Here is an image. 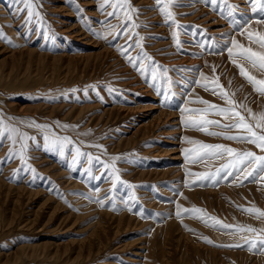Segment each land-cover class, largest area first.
Returning <instances> with one entry per match:
<instances>
[{
  "label": "rangeland",
  "instance_id": "1",
  "mask_svg": "<svg viewBox=\"0 0 264 264\" xmlns=\"http://www.w3.org/2000/svg\"><path fill=\"white\" fill-rule=\"evenodd\" d=\"M129 2L138 10L132 15L139 25L129 31L145 38L143 52L168 69L173 81L175 96L167 105L150 86L151 62L145 60L146 81L117 50L126 45V38H113L110 25L118 29L123 12L119 18L109 17L113 9L103 6L104 0H36L42 24L35 19L26 23V12L17 11L23 5L15 0H0V29L12 41L0 40V113L32 137L26 164L18 157L7 158L11 141L0 143V264H264V252L217 246L243 244L242 237L254 234H229L190 215H175L178 203L204 209L224 224L264 228V221L240 210L264 211V181L241 184V176L193 184L197 177L189 172H214L230 158L193 163L185 150L197 147L188 141H199L264 153L244 141L185 127L180 111L207 107L192 102L199 99L229 107L200 86H214L216 77L245 105L240 109L245 115L247 108L264 111V96L240 76L225 50L232 37L260 50L235 30L233 19L238 25L251 21L248 31L264 32V24L255 22L259 17L247 0H228L238 6L231 18H224L210 0H176L179 6L170 8L175 24L166 22L155 0ZM129 52L135 57L141 49ZM218 52L222 54H214ZM239 63L264 78L245 61ZM157 84L168 87L162 81ZM207 118L230 122L212 114ZM21 120L49 128L28 127ZM209 131L222 129L209 126ZM57 137L71 141L63 155L50 144ZM75 148L90 154L91 164L87 155L74 163ZM112 157L120 158L115 167L123 182L115 188L100 163L112 164ZM97 199H103L104 206ZM113 203L118 211L111 210Z\"/></svg>",
  "mask_w": 264,
  "mask_h": 264
},
{
  "label": "snow or ice",
  "instance_id": "2",
  "mask_svg": "<svg viewBox=\"0 0 264 264\" xmlns=\"http://www.w3.org/2000/svg\"><path fill=\"white\" fill-rule=\"evenodd\" d=\"M156 5L161 14L164 15L166 22L172 21L175 22L174 13L170 11V8L174 6H179L176 3V0H155ZM205 2H209V0H205ZM15 3L19 5H23V7L18 8L19 12H26V23H31L34 19L39 23H43V18L37 8L36 0H15ZM213 8H219L221 15L224 18H231L234 16L236 7L228 2V0H210ZM251 7V12L257 15L259 18L256 19L257 24H264V0H247ZM103 6L112 7L113 11L108 12L107 15L109 17H117L119 18L120 13L123 12L124 23L119 26L117 29L116 26L110 25L111 28L114 29L112 35L113 38H117L120 36H124L126 38V45L119 46L117 50L120 52L122 56L125 57L127 62L132 65L134 69L140 72V74L147 81L149 79V65L145 63V60L150 61L152 67L150 69V77L151 84L157 95H163V103L167 105L168 101L175 96V93L172 91L173 81L170 77H168V69L163 68V66L156 64L152 61V58L148 56L147 53L143 52L142 41L145 39L144 37L139 36L138 32L129 31V27L132 29L138 28L137 25L133 21L132 13L137 12L138 10L133 8L129 2V0H104ZM102 6V7H103ZM226 12V16H225ZM251 21H245L243 24H237V21L234 19L232 23L234 25L235 30L240 32V34H244L247 36L250 44H255L258 46L260 50H254L251 46H244L239 43L235 37L230 39V43L226 41V48L228 57L230 61L238 68L239 74L243 77L249 84L252 85L253 90L264 96V78H258L256 75L251 74L245 67L244 64L239 63V61H245L252 69L257 70L261 74H264V32L260 31H248V27ZM180 27V25H176ZM99 36V34H95ZM175 38V34H174ZM0 40L6 41L9 44H12L11 39H9L6 34L0 29ZM177 46H179V40H176ZM115 46V45H113ZM203 47V45L201 46ZM132 48H140L141 54L133 57L129 49ZM235 50V51H234ZM214 54H222V53H214ZM212 71L215 73L216 68L212 66ZM201 76L204 77V74L201 73ZM204 79H208L204 77ZM157 81H162L168 84L167 88H161ZM195 84H200V81L197 80L194 82ZM212 87L208 83L200 85L205 88V90H211L213 95H218L222 100L225 101L229 107H223L220 105H216L204 99H199L196 101H192L193 103H199L203 105H207L204 108H181L182 112V123L185 127L195 128L196 130L202 131L210 136H221L226 140L231 141H244L254 145L261 153H264V111L260 113H255L252 109L247 108V115L244 114L240 109L245 108L243 103L238 104L235 99L232 97L234 93H229L226 91L219 83V78L216 77L212 82ZM75 91V90H73ZM111 91V89H109ZM187 113V117L185 118L183 114ZM217 115L224 119L229 120V123H221L220 120L208 119V115ZM15 118L9 117L8 120H14ZM20 124H27L28 127H35L38 129L48 130V125H40L35 121L25 122L23 120L19 121ZM209 126H214L222 129V131H209ZM63 127L67 128L68 125H64ZM233 130H237L239 133L243 134H235L229 135L228 132ZM5 139L11 141L12 147L9 149L8 157L19 158L21 163H27L28 157L26 156V152L28 149V141L32 139L26 132H22L20 127L15 124H10L5 121L2 113H0V143H2ZM44 140L49 142V136L45 135ZM189 143L197 145V147L192 149L185 150L186 158L191 157V162H202L208 158H223L227 155L230 159L225 164H222L216 171L214 172H201V173H191L188 175L197 177V180L193 181V184H203V182L207 181L212 184H215L219 181V179H227L228 177H234L236 180H240V177H243L241 180V184L243 181L251 180L252 182H256V179L264 181V155H257L253 151H245L239 152L237 149L232 147L225 146L223 144H205L199 141H188ZM19 143V149H16V145ZM71 141L68 137L64 138H54L51 140L50 144L52 147H58L61 155L64 154V145L70 144ZM95 147H102L101 145H94ZM87 155L88 161L91 164L93 161V157L90 154H86L80 151L79 148H75V156L73 157V162H77L78 158L81 156ZM99 160V158H96ZM120 159L119 157H112V164H107L100 161L102 168L107 172L109 176L112 177L113 188L115 185L119 183H123L120 181L119 170L115 167V161ZM35 171L34 169L32 170ZM87 171H91L88 169ZM221 173L224 175L221 176ZM104 173H101V177H96V179H101ZM191 186V185H189ZM129 187H134L129 185ZM182 195V193H178ZM91 199V197H89ZM107 199V197H105ZM130 199H135L134 197ZM67 203V201H65ZM101 206H104L103 199H97L96 201ZM71 206V205H69ZM125 206L127 207V202H125ZM113 211H118L115 204L113 203L112 209ZM241 211H244L250 215H254L256 219L264 221V211H261L255 207L249 208H241ZM128 211H133L132 207H128ZM139 214L143 217L144 210L141 209ZM176 217L178 219L182 218L183 215H190L195 219L201 220L206 226H210L213 228L227 230L229 234H241V233H250L254 234L251 237L244 236L242 239L244 243H236L229 245H217L218 247H228V248H247L250 252H264V228L257 229L251 225L247 226H234L231 224H224L220 222L216 217L208 216L204 209L193 206L192 208H182L178 203L176 204ZM191 231V229H189ZM204 241L208 244H212L213 242L207 237L203 238Z\"/></svg>",
  "mask_w": 264,
  "mask_h": 264
}]
</instances>
